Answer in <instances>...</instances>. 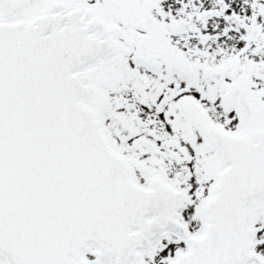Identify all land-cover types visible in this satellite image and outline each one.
<instances>
[{
    "label": "snow or ice",
    "instance_id": "obj_1",
    "mask_svg": "<svg viewBox=\"0 0 264 264\" xmlns=\"http://www.w3.org/2000/svg\"><path fill=\"white\" fill-rule=\"evenodd\" d=\"M0 264H264V0H0Z\"/></svg>",
    "mask_w": 264,
    "mask_h": 264
}]
</instances>
